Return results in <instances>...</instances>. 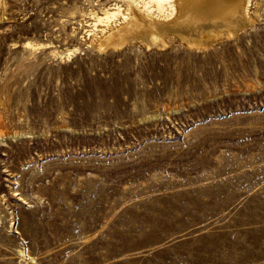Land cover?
<instances>
[{
    "label": "rangeland",
    "instance_id": "rangeland-1",
    "mask_svg": "<svg viewBox=\"0 0 264 264\" xmlns=\"http://www.w3.org/2000/svg\"><path fill=\"white\" fill-rule=\"evenodd\" d=\"M152 11L0 0V264H264V0Z\"/></svg>",
    "mask_w": 264,
    "mask_h": 264
},
{
    "label": "bare ground",
    "instance_id": "bare-ground-1",
    "mask_svg": "<svg viewBox=\"0 0 264 264\" xmlns=\"http://www.w3.org/2000/svg\"><path fill=\"white\" fill-rule=\"evenodd\" d=\"M247 1L248 0H176L175 3H172V0H128L129 7L136 12L127 23H132L137 28L152 26L149 21H154V19L150 18L148 14L153 12V8L157 9L158 12L162 13L164 16L175 13L176 19L180 21L174 24L179 26L178 28L175 27L177 32L185 39H191L187 37V35L190 34V29H194V31L204 28L211 30V28H222L226 24L237 23L238 25L245 18L244 10L246 9ZM138 8L142 10L138 11ZM117 13L118 10H106L104 18L113 17L117 15ZM175 17L164 23L170 22L169 25H173L176 21ZM140 30L143 29L141 28ZM140 30L138 31L140 32ZM214 31L215 30H213V32ZM16 251L21 261L27 263L29 262L26 261L27 258H29L30 261H35L36 257L26 252L23 248H16Z\"/></svg>",
    "mask_w": 264,
    "mask_h": 264
}]
</instances>
